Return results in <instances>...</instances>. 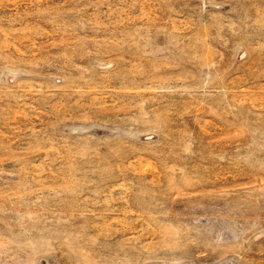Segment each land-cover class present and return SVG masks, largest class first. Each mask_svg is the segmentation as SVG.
Wrapping results in <instances>:
<instances>
[{"label": "rangeland", "instance_id": "374dc122", "mask_svg": "<svg viewBox=\"0 0 264 264\" xmlns=\"http://www.w3.org/2000/svg\"><path fill=\"white\" fill-rule=\"evenodd\" d=\"M0 264H264V0H0Z\"/></svg>", "mask_w": 264, "mask_h": 264}]
</instances>
